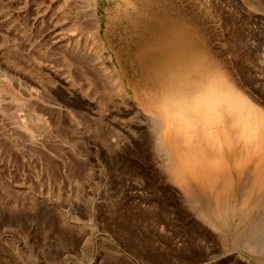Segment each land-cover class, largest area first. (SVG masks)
<instances>
[{"label": "rangeland", "instance_id": "374dc122", "mask_svg": "<svg viewBox=\"0 0 264 264\" xmlns=\"http://www.w3.org/2000/svg\"><path fill=\"white\" fill-rule=\"evenodd\" d=\"M3 72L0 264H264V0H0ZM211 83L254 150L155 138Z\"/></svg>", "mask_w": 264, "mask_h": 264}, {"label": "bare ground", "instance_id": "6f19581e", "mask_svg": "<svg viewBox=\"0 0 264 264\" xmlns=\"http://www.w3.org/2000/svg\"><path fill=\"white\" fill-rule=\"evenodd\" d=\"M97 26H99V25L97 24L96 26H94V28H96ZM97 29L98 28H96L95 30H97ZM210 63H211V61H210ZM0 74H2L3 77H6V78L9 77V75L7 73H5V72L0 73ZM117 77L119 78L118 74H117ZM118 78L115 77L114 79L117 80ZM119 79H118V81H119ZM119 82L121 83V81H119ZM120 83H119V86H118L119 89L121 90V92L123 94L127 95L125 88ZM115 84H116V81H115ZM213 84L210 87L208 86V88H207L208 96H211V99H202V98H199V97H197V99H196L194 97L195 100H193L192 102H190V101H188V102L187 101H185V102H181V101L176 102L175 101V102L172 103V105H174V106L170 108V110H169V112L167 114V119L164 120V121H160L159 124L156 123L157 125H156V128H155V138L158 139L160 141V143H162L163 146L164 145L167 146V145H169L171 143L172 144L174 143L175 145L177 144V145L182 147L181 149L184 151L183 154L185 156H189L190 154L197 155V154H199V152H198V149H196V148L197 147L199 148L198 143L200 142V139L201 138L207 139V138L211 137L214 134V132H215V129H216L215 126H218L219 124L220 125L222 124L223 128H225V126H226L227 128L225 130H226L227 133L229 132L228 134H230V135H231V129H232L231 126H232V124H239V126L237 127L238 129H236V131H235L236 132V136L233 137V138H234V140H237V142L238 141L242 142V146L240 144L239 147H238V148L241 147V149H239L240 154L246 153V150H247V148H249L250 144H254V145L257 146L260 143V141H261L260 137H258V140L256 141L255 130L253 128L249 127V123H248V121L246 119L247 117L250 118L251 116H252V118H253V116L257 117V118L260 117V113H258L256 111V107L254 106V104L252 105V102L249 99H247L242 93L234 90L228 84L224 85V88L223 87L219 88L217 85H213ZM116 85H118V84H116ZM178 100H180V99H178ZM158 116H160V115H158ZM244 116H246V117H244ZM151 117L155 118V120L158 118V117H155V115H152ZM157 120H158L157 122H159L160 119H157ZM257 121H259V120H257ZM161 127H163V129ZM161 130H162V132H161ZM32 136L33 135L31 134V138H32ZM262 137H264V136H262ZM198 139H199V142H197ZM254 140H255V142H253ZM256 146H253L251 148L253 149ZM251 148H249V149L252 150ZM178 150L179 149H177V151ZM230 150H231V145H228V147L226 148L225 151L223 149L222 152H224V154H223L222 158L223 157L225 158L227 155H229L230 154ZM245 157H243V158H245ZM247 157H248V155H247ZM176 158H177V156H176ZM176 158H175V160H176ZM176 161H179V160L177 159ZM225 163H227V162H225ZM227 165L228 164H226V166ZM185 180H187V179H185ZM254 190L255 189H253V191ZM203 191H204V189H203ZM226 219H227V217H226Z\"/></svg>", "mask_w": 264, "mask_h": 264}]
</instances>
